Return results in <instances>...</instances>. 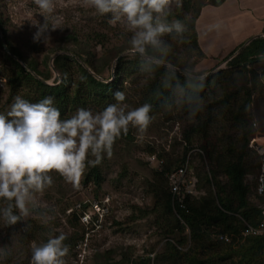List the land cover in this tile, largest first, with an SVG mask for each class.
Returning a JSON list of instances; mask_svg holds the SVG:
<instances>
[{
  "label": "rangeland",
  "instance_id": "1",
  "mask_svg": "<svg viewBox=\"0 0 264 264\" xmlns=\"http://www.w3.org/2000/svg\"><path fill=\"white\" fill-rule=\"evenodd\" d=\"M198 1L192 0L194 6ZM54 4V15L60 18V22L55 25V30H49L46 34L49 39L42 38L37 41L34 40L37 26L42 25L45 20L39 15L34 0H0L2 45L5 41L3 39L5 31L10 42L19 48L25 57L37 60L41 72L47 74L51 70L53 75L48 80L35 74V77L46 85L54 86L56 79L61 78L53 63L55 58L62 55L73 56L71 53L73 49L77 48L85 55L91 54L98 66L114 57L115 52H119L118 58L111 64H104L99 75L77 59L89 73L107 82L112 81L111 77L115 78L114 67L118 59L139 54L129 44L131 33L122 23L111 22V14L97 13L95 9L87 6L84 0H54ZM188 7L186 0H169L168 14L182 9L184 13L188 11L189 24L192 25L194 13L189 11ZM165 22L168 23L166 20ZM48 24L52 27L51 20ZM193 32L192 29H184L179 34L175 31L165 33L161 37L166 46L163 54L178 60L189 71L199 72L197 69L208 68L213 57L204 56L200 61L201 57L193 47ZM6 55L26 66V63L17 60L5 50L4 45L0 44V113L4 114L10 110L16 97L12 95L8 80L11 69L15 67L5 60ZM142 56L151 60V56L146 54ZM162 66L180 71L166 61ZM226 67L222 66L213 72L208 71L204 76L210 77L219 70L227 69ZM253 68L260 73L264 69V60L255 63ZM81 72L79 66L72 63V74L76 81L81 78ZM152 77L144 68H135L129 75L124 76L122 92L126 99L122 103L128 109L146 103L145 87L152 81ZM248 80L247 74L238 76L231 89H239L248 83ZM19 91L21 94H27L32 88L24 84ZM174 92L173 103L166 104L161 109L151 105L149 113L151 121L144 131L129 125L128 132L122 134L113 144L111 155L103 154L101 170L104 182L101 188L86 182V175L91 167L86 168L76 183L68 182L59 174L52 173V185L36 195L35 204L29 205V215H21V223L9 225L0 218V264H31L33 244L40 245L50 236L60 233L65 234L67 237L65 243L69 245V253L64 258L65 264H76L74 249L81 238L82 228L70 223L68 212L76 205L106 197L111 198V213L103 230L91 240L90 254L84 264H136L145 258H150L151 264H156L155 259L168 251L167 244L173 238L166 235L165 220L161 219V213L156 212V208H159L156 206L159 199L157 193L161 195V190L169 193L165 177L156 172L160 171V161L174 168L185 157L184 134L197 119L195 111L193 114L189 113L183 104L182 88ZM217 95L215 99L224 96L222 88H218ZM212 99L206 96L197 111L203 117L210 112L214 116L215 121L210 126L207 139L211 144L221 148L226 145L225 143H229L228 138L236 139L240 131L235 128L225 107L214 105ZM233 101L239 102V98H234ZM251 104L254 108L255 103ZM208 106H211L210 109ZM104 107L93 105L76 107L68 111L65 118L72 116L79 108L100 111ZM253 119L259 126L260 120L256 117ZM253 127L255 128L254 125ZM200 140V137L195 138L191 151L186 155V158L190 157L189 173L192 176L209 169L204 152H201ZM247 161L252 162V165L259 163L258 154L250 144ZM257 175V171L249 173L246 183L251 189V203L264 208V199H260L256 194ZM221 180L225 181L222 175ZM188 247L186 246L184 250Z\"/></svg>",
  "mask_w": 264,
  "mask_h": 264
},
{
  "label": "trees",
  "instance_id": "2",
  "mask_svg": "<svg viewBox=\"0 0 264 264\" xmlns=\"http://www.w3.org/2000/svg\"><path fill=\"white\" fill-rule=\"evenodd\" d=\"M201 1L199 0L194 6L192 0H186L189 4V11L194 13L192 25L189 24L188 11L184 13L183 9L168 14L166 21L169 23L178 19L183 23L185 30L194 31L193 47L202 58L195 30V20L201 7ZM0 23L3 27L1 20ZM3 39L11 54L17 60L26 63V66H23L7 55L4 57L15 67L11 69L8 79L12 95H19L30 102H38L49 96L53 97L54 104L60 110L62 118H65L66 113L76 107L93 105L102 108L116 102L113 94L116 91H123L124 76L129 75L135 68H144L150 76H153L152 81L145 87L144 96L145 102L154 107L161 109L166 104L173 103L174 91L182 88L183 104L189 113L193 114L195 111L196 123L184 134L185 157L174 168L163 164V169H159L160 171L156 173L165 177L167 172L174 171L183 165L196 137L201 138L199 141L201 152H204L209 169L194 176L196 195L186 201L188 212L174 207L171 196L166 190H161V195L156 192L159 197L156 202L159 208H156V212L161 213V219L165 220L166 235L173 237L167 244L168 251L155 259L156 264H264V235L246 238L241 236L246 223L255 225L263 219L264 208L250 201L251 189L246 183V177L252 171L259 173L260 170V158L259 163L252 165V162L247 161V157L251 139L256 133H264V84L261 74L253 68L255 63L264 60V38L253 40L227 63V69L219 70L205 79L198 78L203 77L210 70L189 71L178 60L165 56L161 50L146 46V55L162 57L164 61L180 71L154 65L151 60L142 55L134 54L118 59L114 67L115 78L111 77L112 81L107 82L97 79L80 62L85 63L99 75L104 64H111L120 53L115 52L114 57H110L102 66H98L91 54L85 55L76 48L71 52L73 56L62 55L55 58L53 63L61 78L56 79L54 86L46 85L35 77L36 74L48 80L53 75L51 70L47 74L41 72L37 60L25 57L20 49L10 42L5 31ZM0 44L3 46L1 38ZM72 63L77 64L82 71V76L78 81L72 74ZM246 74L249 77L248 83L239 89H231L234 87L235 79L238 76H246ZM24 84H28L32 91L21 94L19 90ZM219 87L223 89L224 96L215 99L218 97ZM229 90L231 92H228ZM206 96L213 98L214 105L225 107L235 128L240 131L236 139L228 138L229 143H225L226 145L221 148H218L216 144H211L207 139L210 126L215 121L214 116L210 112L203 117L197 111ZM234 98H239V102L233 101ZM253 102L255 103L254 108L251 104ZM210 107L207 108L210 109ZM253 117L260 120L259 126L254 123ZM254 124H256L255 128ZM101 166L102 161L99 165L91 167L86 175V182L93 183L98 188H101L104 182ZM221 175L224 176L225 181L221 180ZM258 197L264 199V196ZM6 206L7 201L0 199V208ZM82 207L83 209L88 208L87 204H83ZM17 214L20 213L17 211ZM21 221L22 217L17 224ZM69 221L77 227L80 226L76 212L70 214ZM216 234H228L232 237V241L226 243L215 239ZM186 246L189 247L184 250ZM136 264H151V260L145 258Z\"/></svg>",
  "mask_w": 264,
  "mask_h": 264
},
{
  "label": "clouds",
  "instance_id": "3",
  "mask_svg": "<svg viewBox=\"0 0 264 264\" xmlns=\"http://www.w3.org/2000/svg\"><path fill=\"white\" fill-rule=\"evenodd\" d=\"M101 15L111 14V22L122 23L131 33L129 44L141 55L146 46L166 49L165 33H182L180 20L166 23L169 0H84ZM45 22L37 26L34 40L49 39L60 18L54 15V0H34ZM31 11V10H30ZM52 21L49 27L48 21ZM154 65L164 64L162 57H151ZM116 103L100 111L79 108L69 118H62L53 97L30 102L16 96L7 114L0 113V218L14 225L21 215H29V205L36 195L53 183L52 173L76 183L86 168L99 165L103 154L111 155L115 141L129 130V125L144 131L150 121L152 106L144 103L128 109L125 94L116 91ZM94 157V159H92ZM17 211L20 214H17ZM65 234L50 236L32 246L31 264H65L69 253Z\"/></svg>",
  "mask_w": 264,
  "mask_h": 264
},
{
  "label": "crops",
  "instance_id": "4",
  "mask_svg": "<svg viewBox=\"0 0 264 264\" xmlns=\"http://www.w3.org/2000/svg\"><path fill=\"white\" fill-rule=\"evenodd\" d=\"M200 6L198 47L203 57H213L205 70L226 66L253 40L264 38V0H202ZM260 74L264 84V69Z\"/></svg>",
  "mask_w": 264,
  "mask_h": 264
},
{
  "label": "built area",
  "instance_id": "5",
  "mask_svg": "<svg viewBox=\"0 0 264 264\" xmlns=\"http://www.w3.org/2000/svg\"><path fill=\"white\" fill-rule=\"evenodd\" d=\"M250 147L258 153L260 158V170L256 177V194L258 196H264V133H256L250 141ZM159 164V169L162 170L163 161H160ZM189 169L190 157L179 168L165 174L173 206L179 207L186 212H188L187 199L196 195V180L189 173ZM83 204H87L88 208L83 209ZM110 206L111 198L106 197L102 200H94L76 205L74 209L68 212L69 215L72 212L77 213L82 228L81 238L74 249L76 264H84L90 254L91 240L103 230L106 220L111 213ZM262 235H264V209L263 219L255 225L246 223L241 232V236L244 238L259 237ZM215 239L226 243L232 241V237L228 234H216Z\"/></svg>",
  "mask_w": 264,
  "mask_h": 264
},
{
  "label": "water",
  "instance_id": "6",
  "mask_svg": "<svg viewBox=\"0 0 264 264\" xmlns=\"http://www.w3.org/2000/svg\"><path fill=\"white\" fill-rule=\"evenodd\" d=\"M3 45H4V47H5V50L8 52V53H10L11 54V52H10V50H9V48L6 46V43H5V41H3ZM12 55V54H11ZM13 56V55H12ZM215 71V70H214ZM213 72V71H212ZM210 74V73H209ZM204 77H207V76H203V77H201V78H198V79H202V78H204Z\"/></svg>",
  "mask_w": 264,
  "mask_h": 264
}]
</instances>
